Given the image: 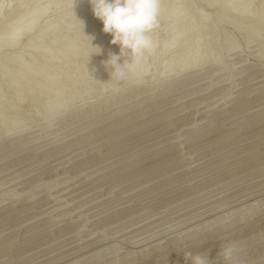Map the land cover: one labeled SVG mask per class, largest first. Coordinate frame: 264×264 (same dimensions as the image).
<instances>
[{
	"label": "rangeland",
	"instance_id": "obj_1",
	"mask_svg": "<svg viewBox=\"0 0 264 264\" xmlns=\"http://www.w3.org/2000/svg\"><path fill=\"white\" fill-rule=\"evenodd\" d=\"M1 1L0 22L5 9H11L12 14L13 12L16 13L17 10L15 0ZM206 1L161 0L160 26L154 34V39L158 44L157 48L151 54L146 55L141 63L129 71L125 79L120 81H117L109 74V70L105 67V62L110 55L119 54V47L110 44V40L105 43L106 45H102V43L99 44L102 46L98 45L100 51L102 50V53H98L99 55L95 53L89 55L87 58H82L81 54L78 53L75 57L73 56V59L71 58L69 62H66L65 55L60 54L61 50L63 52L64 46L62 44L64 40H61L62 38H59V36H62L63 31H59L62 29L58 28L56 30L55 25L56 27L58 26L57 23L59 21L57 20H60L59 24H62L61 22L64 23L65 21L63 20H66L71 15L69 13H72L73 10H76L77 13V11L84 9V1L82 2L81 0H74L73 8V0H68L67 4L64 5L62 3L50 5L47 7L45 14L43 12V15L35 21V24L31 26V29L25 35H19L20 41L17 45L11 48L0 49V69L6 65L4 68L8 71V74L6 72L5 76L1 75L0 77V96L2 97V104L0 106V143L2 141L3 144L9 145L8 139L13 134L15 136L16 132H21L22 135L28 133L24 135V138L31 136V140L40 139L38 142L42 141V144L35 145L39 149L35 146L31 149L36 148L37 152H39L41 148V150H46L52 147L41 154L35 155L39 160L60 152L58 156L47 159V165L50 166L47 167L46 165L44 167L45 170H49L54 169V166L59 164L58 168L60 169H56L55 172L45 176L41 180L42 185L37 186L38 188L35 187L31 191V194L38 192L35 198L29 197L31 196L30 192L24 193L17 198L13 197V193H19L24 188L40 180L26 187L19 188L18 186L15 187L16 182L12 181L14 173L17 175L16 170V172L14 169L11 171L13 174L6 172V175L0 176V243H5L0 245V250H4V252L1 251L0 255L10 253L9 258H5L0 264H28V262L46 264L60 257V255L62 256V254L77 249L79 250L69 255L70 257L47 264H189L188 260L184 258L185 252H191L192 255L207 256L210 264H224V261L217 253L227 246H231L234 250L232 264H264V220L257 222L259 217L261 219L264 217V191L261 194L258 193L250 197L246 195L248 194L246 190L264 184V179L261 181L257 179L255 183L237 189V186H241L240 184L263 175L264 167L226 181L229 177L236 176L235 174L241 171L240 167L244 168V166L252 162H256L254 163L256 165L264 163V121L261 122V120H264V108L252 112L254 116H250L248 120H246V115L235 117L228 124L224 125V129L214 132L212 130L221 128V125L204 127L205 129L198 133L194 130L193 134V129H180L179 123L172 125L170 122L169 124L162 123L154 127H147L154 124L153 122H156V120L163 119L164 117L154 120V118L161 116V114L163 115L172 111L173 108H169L165 112H158L149 115L146 119L131 122L127 127L120 129L121 131L119 130L118 133L132 129L131 134H133L135 126H137L136 130L145 128L129 139L107 148L111 150L114 147L120 146L114 151L105 153L104 155L96 153L90 157H99L72 170L65 169L66 165L61 163L64 162L66 157H69L68 154L72 156L73 150L78 152L84 148L82 146L75 149L72 148L62 154L61 151L66 150L67 147L93 135H99L106 130L117 128L119 124L148 111L149 107L151 108L159 103L160 105L169 103L179 96L183 97L187 95L188 98L186 96L185 100H187L177 105L176 109L185 106L190 108L187 115H184L186 117L182 115L184 119L180 122V125L188 124L192 121L195 126L204 125L205 123L213 124L219 119L229 118L237 111L264 101L263 97L239 108L237 106H240V104L229 107L228 103L226 105L228 109L226 111L221 110L224 107V101L230 100L229 102H232L234 101L233 99L236 100V98L232 97L238 92L227 99L224 98V95L228 93L231 83L235 81L234 84H237L240 81L238 80V73L244 66L246 68L247 66H252L250 70L254 69L256 72L251 75L257 74V76L262 77L258 80L259 85L264 82V58L257 59L259 46L262 43V39L264 40V24L261 29L260 27L258 28L259 30L257 29L259 31L258 35L254 36V32L251 31V20L244 19L243 21L239 15L240 11L242 12L240 7L244 3H249V9L254 12L255 8H257L256 6L262 0H239L240 3L238 2L237 5L238 7L240 6V9L237 7V12L235 11L236 6L234 8L231 7L232 10L229 11L221 8L220 5L229 0H212L213 6H209ZM44 2V0H41L40 5L42 6ZM173 9H175V13L179 14L178 17L173 14ZM15 13L13 14L14 18H12L13 15L11 14V20L5 21L2 38H5L6 36L4 35L9 33L14 21L13 19H15ZM65 15L68 16L64 17ZM255 18L256 16H253L252 20ZM54 36L58 37V39ZM53 39L56 42L52 41ZM47 44L50 47H47ZM45 47L48 50L50 48V55L55 56H53L54 60L50 64H47L45 69L39 73L35 69H37L36 66L40 60H42L40 59L41 49ZM102 47L105 48L102 49ZM195 47L198 48L196 51ZM229 48H232V50L226 52ZM204 49H217V51H213L216 52L214 55L222 57V61L213 66L210 65L211 63L207 62ZM193 52L196 54L197 63H204L201 74L197 77H192V81L191 79H187L174 86L181 85V83L194 82V79H200L197 81L198 83H194L196 85L189 84L186 86V90L176 95L162 99L143 109L136 110V108L144 106L143 102L150 104L158 99L149 101L147 94L156 92L161 87L163 89L170 82L177 81L173 80L181 75H184L182 76L184 78L188 77V73L194 69H185V67L190 62ZM220 53L221 55H219ZM21 59H26L25 61L30 59L28 62L33 72L31 71L30 74L23 76L25 79L22 77L20 82L15 83L12 78L14 73L12 72L15 71V66H17L15 63ZM99 62L101 72L106 75L108 74L109 77L101 83H96L90 74V68L93 64ZM120 62L122 61H118V63ZM3 67L2 69H4ZM51 74L54 75V81L49 86L47 92L40 93L39 90H41L42 84L47 81V77L49 78ZM27 76L31 78H26ZM184 78L179 79L182 80ZM226 78L231 79L226 80V82L224 81ZM28 79L30 80V85L26 82ZM261 81L263 82L261 83ZM210 84H214V86L204 91L205 86L207 87ZM251 86L249 87L251 88ZM58 87L61 88L59 104H53L54 94ZM169 89L170 87L165 91ZM244 89L249 88L245 87ZM138 95L142 96L139 97ZM137 96L138 98H136ZM131 97L134 100V104L126 105V101L130 100L129 102H131ZM260 97L262 96H257V98ZM257 98H253L252 100ZM119 100L125 102L120 104ZM245 101L248 102V100ZM52 105L56 107L60 105L56 114L48 120L43 119L41 113ZM134 105L135 107L132 108ZM13 106L17 109L16 114L12 111ZM107 107L110 108L105 110ZM133 109L134 111L131 112ZM257 113L263 115L261 116ZM114 114L118 115V117L123 115L107 123L108 117ZM211 118H215L213 123ZM76 119H83L80 122L81 124L78 123L80 124L78 126H76V123L75 126L72 124L77 121ZM243 121L244 123H240ZM257 121L260 122L256 124ZM94 123H97V125H93L95 128L92 126L94 129H89L92 128L89 125ZM70 124L71 128L69 127ZM228 126H232L231 129H227L226 127ZM247 126L250 127L246 128ZM82 128H87L86 130L90 131L77 135L78 131L76 134V130L80 132L85 131ZM242 128L246 129L240 132L236 131ZM65 129L66 133L64 134ZM70 135L76 136L70 138ZM53 136L56 137L54 138ZM192 137L197 139L187 143L190 138L193 139ZM229 137L232 138L225 139ZM176 138L178 139L176 140ZM28 140L30 138L24 141L27 142ZM101 140L99 139L94 143ZM170 141L172 143H168ZM178 142L182 143L181 148L177 147L179 146ZM94 143L91 142L88 145ZM27 150L23 152H27ZM6 153L0 155V158L10 154V152ZM27 155L18 158L22 160L23 157L27 158ZM109 156H111V161H106V163L95 167V169H90L83 173V175H90V173H96V170H101L96 174L93 173L95 176L91 177L93 179L89 178L87 182L82 184L79 183L80 180H77V186L70 190V192L63 195L62 193H57V190L63 189L65 184L74 180L76 181V178H73L74 172ZM18 158L5 161L0 166V169L16 161H21ZM107 167L109 168L106 169ZM20 171L18 170V172ZM100 172L101 174H98ZM110 174L114 175L105 178V176H109ZM206 174L208 175L206 176ZM202 175L205 176L201 177ZM199 176L201 179L197 180L196 178H200ZM187 179L195 181L190 183ZM47 180L51 182L48 183ZM94 180L97 183H91ZM52 181H55L54 183L59 184V186L54 187ZM64 181L68 182L63 185ZM46 185L51 187L49 194L52 193L51 196L58 194L55 197L60 201H56V203L52 202L51 197H49L51 198L50 200L41 201L45 200L48 196L47 191H45ZM115 187L117 189L113 191L112 197L103 198L105 194H109L111 188ZM211 187L212 189H210ZM233 187L236 188L235 191H228ZM41 190L45 192H41ZM257 190L259 189L253 191ZM196 191L201 193L198 194ZM223 191L227 193H223ZM72 193L74 195L70 196ZM140 194L145 195L134 200L133 204L135 205L127 206L129 199ZM28 197L30 200H38L40 202L38 204H35L34 201L30 202L29 199H26ZM63 198L68 202L74 201L64 208L56 210V212L53 211L50 215L53 217L50 220H48V216L37 217V219L31 220V217L33 218L42 212L45 214L54 207L63 206L64 203L61 202ZM147 198L152 199L141 205L136 204ZM24 201L26 202L23 203ZM102 205L103 207H101ZM114 206L119 208L115 209L113 213L111 212L99 219L94 217V215L111 209ZM121 206L122 208H120ZM44 207L45 209H43ZM164 207L168 208L163 214H156V210ZM26 210H30V212L25 215H19ZM72 211L73 213L70 216H62L65 212ZM155 214L156 216L165 215L163 219L161 218L162 220H159L161 225L159 224L157 227L145 229L144 231H141L143 230L142 228L148 226H144L140 230L130 231L131 228H135L134 225ZM82 215L84 216L82 217ZM91 217L93 220H87L88 218L91 219ZM75 218L77 220L75 223H69L74 221ZM85 218L87 219L82 230L80 225H82ZM56 220L59 221L57 222ZM55 225H58V227L54 228ZM29 228L32 229L27 231ZM126 228L129 229L128 233H126L128 231ZM78 229H81V231L71 234V232ZM99 229L101 231L93 235V232ZM36 233L37 235H34ZM30 235L32 237L25 239V237L27 238ZM87 235L92 236L89 238H95L89 242L82 243L84 240H87ZM194 240L205 241L202 242L203 244L191 246L190 243L194 242ZM90 242L94 243L88 247H84L91 244ZM9 244H14V246L12 245L11 249L6 250L5 248ZM51 253L54 255L50 256L49 254ZM45 255H49V257L46 258L44 257ZM15 256H18L19 259H14L13 257ZM146 258H151L154 261L145 262ZM37 259L40 260L36 261ZM65 260L67 261L63 262Z\"/></svg>",
	"mask_w": 264,
	"mask_h": 264
},
{
	"label": "bare ground",
	"instance_id": "obj_2",
	"mask_svg": "<svg viewBox=\"0 0 264 264\" xmlns=\"http://www.w3.org/2000/svg\"><path fill=\"white\" fill-rule=\"evenodd\" d=\"M1 1V0H0ZM16 1V13L15 12H13V14L15 13V19H13L14 21H13V23H12V27H10L11 29H10V31H9V33H7L6 35H4V36H6L5 38H2V33H3V31H4V29L3 28H5L4 27V24H5V21L6 20H11V16L13 15L12 14V10L11 9H5V11L2 13V20H1V22H0V49H2V48H11V47H14L15 45H17V43L20 41L19 39L20 38H18L19 37V35H25L26 33H27V31L28 30H30L31 29V26L33 25V24H35V21H37V19L40 17V16H42L43 15V12H44V14H45V11L47 10V7H49L50 5H55V4H58V3H62L63 5L64 4H67V1L68 0H44L45 2H44V4H42V6L40 5V1L41 0H15ZM43 1V0H42ZM72 1V0H71ZM75 1H77V0H75ZM79 1V0H78ZM82 2H83V5H85V8L84 9H81L80 11H77V13H76V10L74 11L73 10V12L72 13H69V14H71L70 16H68V15H65L64 17H66V16H68L67 18H66V20H63V21H65L64 23L63 22H61L62 24H59V22H60V20H57V21H59L58 23H57V27H56V25L55 24H53V25H55V29L57 30V28L58 29H62V30H59V31H63V33L61 34L62 36L60 37L59 36V38H62L61 40H64V43L62 44L63 46H64V48H63V52H62V50H61V52H60V54L62 53L63 55H65V61L67 62H69L70 60H71V58L73 59L74 57H75V55H78V53H80L81 54V57L82 58H87L89 55H91V54H95L96 53V49H94V48H92V47H99V46H102V45H106L105 43H107V41H109V40H111V36L110 35H108V34H105V33H103L102 32V23L98 20V19H96L93 15H92V12H91V6H90V4L88 3V0H81ZM2 2V1H1ZM81 2V3H82ZM207 2V4L209 5V6H213V1L212 0H207L206 1ZM238 2H239V0H229L228 2H225L224 4H222V5H220L221 6V8L223 9V10H227V11H229V10H232V8H234V6H236L235 7V11L237 12V7H238ZM260 2V1H259ZM85 3V4H84ZM240 3V2H239ZM68 5H69V3H68ZM241 5V4H240ZM249 3L248 4H246V3H244L243 5H242V7H240L241 8V10H242V12L240 11V19L242 20L243 19V21H244V19H247L248 21H250L251 23H252V27H251V31H253L254 32V36H256V35H258L257 33H259V27H260V29L262 28V25L264 24V0H262L260 3H259V5H257L256 7L257 8H255L256 10H254V12L252 11V10H250L249 9ZM66 7H67V5H66ZM65 7V8H66ZM232 7V8H231ZM238 7V8H239ZM22 8V9H21ZM239 8V9H240ZM173 14L176 16V17H178V13H175V9H173ZM12 14V15H11ZM253 16L255 17L256 16V18L254 19V20H252V18H253ZM12 18H14V15L12 16ZM246 21V20H245ZM80 22H82V25H83V27H82V25H81V23ZM248 25H250V24H248ZM99 26H100V29H99ZM258 29V30H257ZM60 34V33H59ZM58 34V35H59ZM55 35H57V34H55ZM3 36V37H4ZM54 37H56V36H54ZM105 37V38H104ZM57 39H58V37H56ZM56 38H55V40H56ZM91 38V39H90ZM261 38V37H260ZM90 39V40H89ZM54 39L52 40V41H54V42H56ZM60 40V39H59ZM59 42V41H58ZM262 42V43H261ZM260 43V46H259V53H258V58L257 59H262V58H264V40L262 39V41H261ZM51 43V42H50ZM49 43V44H50ZM100 43H102V45H99ZM49 44H47V47L49 46ZM53 44V43H52ZM51 45V44H50ZM90 45V46H89ZM99 45V46H98ZM109 46V45H108ZM47 47H45V48H43V49H41L42 51L40 52V54H41V58L40 59H42V60H40V62L38 63V65L36 66L37 67V69H35V70H37V72H42L44 69H45V67L47 66V64H50L53 60H54V57L53 56H55V55H50V53L49 52H51V51H49L50 50V48H49V50H48V48ZM50 47V46H49ZM51 47H52V45H51ZM207 47V46H206ZM62 48V47H61ZM103 48H105V47H102V49ZM196 48V47H195ZM100 49V48H99ZM198 48H196L195 49V51L197 50ZM194 50V49H193ZM216 51H217V49H215ZM215 50H210V49H204V51H205V53H206V59H207V62H210L211 64L210 65H215V64H217V63H219V62H221L222 60V57L220 58V56H215L214 54L216 53V52H213V51H215ZM232 50V48H229V49H227L226 50V52H229V51H231ZM53 52V51H52ZM99 52H101L102 53V50L101 51H99ZM80 54H79V56H80ZM218 54V53H217ZM99 55V54H98ZM103 55V54H102ZM195 52H193L192 53V55H191V58H190V62L188 63V65L185 67V69H194L193 71H191L190 73H194V74H190V73H188V77H186V78H184V77H182V76H184V75H181L180 77H177V78H175L173 81H175V80H177V81H175V82H170L168 85H166L163 89H162V87H161V89H159L158 91H156V92H152V93H149V94H147V96H149V101H153L154 99H156V98H158L157 100H154V102H151L150 104H145V102H143V104H144V106H142V108L141 107H138V108H136V110L137 109H143V108H145V107H147V106H149V105H151V104H154V103H156V102H159V101H161L162 99H165V98H168V97H171V96H173V95H176L177 93H180V92H182V91H184V90H186V86L187 85H189V84H194V83H196L197 81H199L200 79H194L193 81L194 82H190V83H181V85H178V86H174V85H176V84H179L180 82H182V81H184V80H187V79H191L192 77L194 78V77H197V76H199L200 74H201V72H202V65L204 64V63H197V61H196V57H195ZM219 55H221V53L219 54ZM30 56H31V54H30ZM58 56V55H57ZM61 56V55H60ZM74 56V57H73ZM40 57V56H39ZM220 59H219V58ZM30 58V57H29ZM57 58V57H56ZM28 59V58H27ZM31 59V58H30ZM29 59V60H30ZM39 59V58H38ZM26 59H21V60H19L17 63H15V64H17V66H15V71L14 72H12V73H14V75H13V81L15 82V83H18V81L20 82V80L22 79V77L23 76H26V75H28V74H30L31 73V71L33 72V70L31 69V65L29 64V60H27V61H25ZM35 60V59H34ZM56 60V59H55ZM64 60V59H63ZM83 60V59H82ZM209 60V61H208ZM14 61V60H13ZM102 64V63H101ZM6 66V65H5ZM4 66V67H5ZM242 66H244V65H242ZM241 66V67H242ZM3 67V66H2ZM2 67H1V69H0V77H1V75H3V76H5V73L6 74H8V71H6L7 69L6 68H4V69H2ZM35 67V68H36ZM79 67V66H78ZM252 66H247V68L244 66V68L242 69V70H240V72L238 73L239 74V79L238 80H240L237 84H234L235 83V81H234V83H231L230 84V86H229V91H228V93L227 94H225L224 95V98L225 99H227L228 97L230 98V96L231 95H233V94H235V93H237V94H235V96H231L232 98H236V100L235 99H233L234 101H232V102H229V101H224V107L221 109L222 111L223 110H227L228 108L226 107V105L229 103V107L230 106H232V105H237V104H240V106H237L238 108L239 107H243V106H245V105H248L249 103H253V101H257V100H259V99H262L264 96V82L263 81H261V83L263 84H261V85H259V79H261L262 77H260V76H257V74L256 75H251L252 73H254V72H256V70H250V68H251ZM8 68V67H7ZM34 68V67H33ZM204 68V67H203ZM209 69V68H208ZM34 70V71H35ZM235 70V69H234ZM249 70V71H248ZM238 71V70H237ZM197 74H196V73ZM198 72H200V73H198ZM25 74V75H24ZM90 74L92 75V77H93V80H94V82H96V83H101V82H103L104 80H106L108 77H109V75L107 74H104L103 72H101V66H100V62L99 63H95V64H93V66L90 68ZM191 76H190V75ZM211 75V74H210ZM2 76V77H3ZM31 76V75H30ZM30 76H27L26 78H31ZM111 76V75H110ZM179 76V75H178ZM213 76V75H212ZM24 79H25V77H23ZM179 78H184V79H182V80H180ZM24 79H23V81H24ZM179 79V80H178ZM231 78H226L224 81H228V80H230ZM29 79H28V81L26 80V82H28V84H29ZM54 81V75L53 74H51L50 76H49V78L47 77V81H45V83H43L42 85L43 86H39V88H41V90H39L40 91V93H44V92H47L48 91V88H49V86L52 84V82ZM191 81H192V79H191ZM226 81V82H227ZM22 83H24V82H22ZM32 83V82H31ZM35 83V82H34ZM41 83V82H40ZM164 83V82H163ZM198 83V82H197ZM230 83V82H229ZM26 84V83H25ZM215 84V83H214ZM214 84H210L209 86H205V90L204 91H207L209 88H211V87H213L214 86ZM30 85V84H29ZM194 85H196V84H194ZM193 85V86H194ZM216 85V84H215ZM253 87H252V86ZM255 85V86H254ZM171 86H172V88H171ZM192 86V85H191ZM249 86H251V88L249 87ZM170 87V89L169 90H167V91H165L166 89H168ZM184 87V88H183ZM245 87H248L249 89H244ZM181 88H183V89H181ZM192 88V87H191ZM179 89H181V90H179ZM174 91H176V92H174ZM170 92H173V93H171L170 94ZM60 93H61V88L60 87H58L57 88V90H56V92H55V94H54V102H53V104L54 103H58L59 104V97H60ZM224 93H226V92H224ZM123 94V93H122ZM136 94V93H135ZM134 94V95H135ZM139 94V93H138ZM194 94V93H193ZM222 94V93H221ZM143 95V94H142ZM141 95V96H142ZM196 95V94H195ZM139 96V95H138ZM138 96L136 97V98H138ZM141 96H139V97H141ZM187 96V95H186ZM186 96H179V97H176L174 100H171L169 103H166V104H162V105H160V103L158 104V105H152L153 107H149L148 109V111H146V112H144L143 114H140V115H138L137 117H133L131 120H127L126 122H124V123H122V124H119V125H121V126H117V128H112L111 130H106L105 132H102L101 134H96V135H93V136H91V137H89V138H87V139H85V140H81V141H79L78 143H76V144H73V145H71V146H69V147H67L66 148V150L64 149V151H61L62 152V154L65 152V151H67V150H69V149H72V148H77V147H80V146H82V147H84L83 149H81V150H79L78 152H76V150L74 151L73 150V154H72V156H70L69 154H68V156L69 157H66L65 159H64V162H61V163H63V165H66V167H65V169H75V168H77V167H79V166H81V165H83V164H85V163H88V162H90V161H92V160H94V159H96L97 157H99V156H94V157H90V156H93L94 154H96V153H101L100 155H104L105 153H109V152H111V151H114L115 149H117L118 147H120V146H117V147H114V148H112L111 150H109V149H107V148H109V147H112L113 145H116L117 143H120V142H123V141H125V140H127V139H129L130 137H132L133 135H135L137 132H140L141 130H143V129H145V128H141V130H136L137 128V126H135V130H134V132H133V134H131V131H132V129H127L126 131H124V132H120V133H118V131L120 130V129H123V128H125V127H127V125H129V124H131V122L133 123V122H135V121H137V120H139V119H146L149 115H152V114H155V113H158V112H165V110H167V109H169V108H173L172 109V111H170V112H167V113H165V114H161V116H158V117H156V118H154V120L155 119H159V118H162V117H164L163 119H159V121H157L156 120V122H153L154 124H151L150 126H147L148 128L149 127H154V126H156V125H159V124H162V123H167V124H169L170 122L172 123V125L173 124H178L179 123V128L180 129H193V132H192V134L196 131V133H198V132H201V130H203V129H205L204 127H207V126H215V125H221V128H217V129H215V130H212V132H214V131H217V130H219V129H224L223 127H224V125H226V124H228L231 120H233L235 117H238V116H241V115H246V120H248V118H250V116H252L253 115V113L252 112H254V111H256V110H259V109H261V108H264V101H261L260 103H258V104H256V105H254V106H251V107H246V108H244V109H242V110H240V111H237L235 114H233V116H231V117H229V118H223V119H219L217 122H215V123H213L214 121L213 120H215V118H211V120H212V123L213 124H211V123H209V124H201L200 126H195V124H193L194 122H192L191 121V123L189 122L188 124L187 123H185V124H181L180 125V122L181 121H183V117H182V115L184 116V115H187V113H188V111H190L189 109V107H187V106H185V107H181V108H177L176 109V107H177V105H179V104H182L183 103V101H186L185 100V97ZM191 96V95H190ZM239 96V97H238ZM240 96H242V97H240ZM257 96H262V97H260V98H257ZM132 97H134V96H132ZM132 97H131V99H132ZM130 98V97H129ZM129 98H128V100H129ZM187 98H188V96H187ZM238 98V99H237ZM253 98H257V99H255V100H252ZM127 100V99H126ZM147 100V101H148ZM232 100V99H231ZM245 100H248V102H246ZM2 97L0 96V106H1V104H2ZM130 101V100H129ZM129 101H126V105H130V104H132L133 102H134V100L132 99L131 100V102H129ZM123 102H125V101H120L119 100V103L121 104V103H123ZM240 102H245V103H240ZM138 103V102H137ZM125 104V103H124ZM134 104V103H133ZM123 105V104H122ZM121 105V106H122ZM59 106L60 105H58L57 107L55 106V105H52L51 107H49V108H47V109H45L42 113H41V115H42V117H43V119H46V120H48V119H50L53 115H55L56 114V111L59 109ZM137 106V105H136ZM14 108L12 109V111L15 113L16 111H17V109H16V107L15 106H13ZM131 107V106H130ZM135 107V105L132 107V108H134ZM110 107H107L105 110H108ZM129 109V108H128ZM101 110H103V109H101ZM130 110V109H129ZM128 110V111H129ZM135 110V111H136ZM112 111H114V110H112ZM134 111V109L131 111V112H133ZM105 112V111H104ZM125 112V111H124ZM196 112V111H195ZM198 112V111H197ZM93 113V112H92ZM106 113H110V112H106ZM130 113V112H129ZM16 114V113H15ZM213 114V113H212ZM211 114V115H212ZM257 114H259V113H257ZM264 114V113H263ZM263 114H259V115H263ZM101 115H104V114H101ZM123 115V114H122ZM122 115H120V116H122ZM195 115V114H194ZM100 116V115H99ZM119 116V117H120ZM254 116V115H253ZM72 117V116H71ZM86 117V116H85ZM89 117H91V116H89ZM89 117H87V118H89ZM118 117V115H116V114H114V115H112V116H110V117H108V122L107 123H109V122H111V121H113V120H115V119H117V118H119ZM184 117H186V116H184ZM194 117V116H193ZM258 117V116H257ZM53 118V117H52ZM210 118V117H209ZM83 119H85V118H83ZM83 119H80V120H77V121H75V122H73L72 124H74V126L76 125V126H78V125H80L81 123V120H83ZM112 119V120H111ZM153 119V118H152ZM186 119V118H185ZM252 119H253V117H252ZM53 120V119H52ZM151 120V119H150ZM153 120V121H154ZM246 120H244V121H246ZM202 121V120H201ZM200 121V122H201ZM209 121H210V119H209ZM244 121L243 122H240V123H244ZM262 121H264V120H261V122ZM199 122V123H200ZM204 122V121H203ZM260 121H257L256 122V124H258ZM66 123V122H65ZM76 123V124H75ZM78 123H80V124H78ZM97 125V123H94V124H92V125H89V127H92L93 125ZM256 124H253V125H256ZM71 126V124L69 125V127ZM94 127V126H93ZM89 128V129H94V128ZM176 127H178V126H176ZM231 127L232 126H228V127H226L227 129H231ZM248 127H250V126H247L246 128H248ZM67 128V127H66ZM71 128V127H70ZM76 128V127H75ZM133 128V127H132ZM173 128V127H172ZM246 128H242V129H240V130H236V131H238V132H240V131H242L243 129H246ZM51 129V128H50ZM82 129H84L85 131L84 132H80L79 130H76L75 131V133L77 134V131H78V134L77 135H82L83 133H88V131H90V130H86L85 128H82ZM138 129H139V127H138ZM174 129V128H173ZM71 130V129H70ZM195 130V131H194ZM61 131V130H60ZM64 131V130H63ZM121 131V130H120ZM171 131V130H170ZM25 132V131H24ZM118 134H117V133ZM169 132V131H168ZM172 132V131H171ZM64 134L66 133V129H65V132H63ZM68 133V132H67ZM116 133V134H115ZM130 133V134H129ZM164 133V132H163ZM209 133H211V132H209ZM26 134H28V133H26ZM26 134H21V132H16L15 133V136H14V134H13V136L12 137H10L9 139H8V141L7 142H9V145H5V144H3L2 143V141H1V143H0V155H2L3 153H6V152H10V154H8V155H6V156H3V157H1L0 158V166L2 165V164H4L5 163V161H7V160H12V159H15V158H18V157H21V156H24V155H26V154H28L26 157L27 158H25V157H23L22 158V160L20 159V158H18L19 160H21V161H16V162H14L13 164H11V165H8L7 167H4V168H1L0 169V176L2 175H6L7 173L9 174H11L12 172L11 171H13V169H14V171L16 170L17 171V175L14 173V176L12 177V181H14V182H16L15 183V187L16 186H18L19 188L20 187H26L27 185H29V184H31V183H34L35 181H37V180H40V181H38V182H36V183H34V184H32V185H30V186H28V187H26V188H24L23 190H21L19 193H13V197H15V198H17V197H19L20 195H23L24 193H29L30 192V195L31 196H29L30 198H35L36 197V195H37V193H32L31 194V191L35 188V187H37V186H39V185H42V179L45 177V176H47V175H49V174H51V173H53V172H55L56 171V169H60V168H58V165L59 164H57V166H54V169H47V170H45V168L44 167H46V165L48 164L46 161H47V159H49V158H51V157H53V156H58V154L60 153H54V155L53 154H51V156L49 155L48 157L46 156L45 158H42V159H38V158H36L35 157V155H38L39 153L41 154L42 152H44V151H47V149H51L52 147H49V148H47L46 150L44 149V150H39V152H37V149H39V148H37L35 145H37V144H42V141H39L38 142V140H40V139H32L31 140V136H29V137H27V138H24V135H26ZM73 134V133H72ZM128 134V135H127ZM166 134V133H165ZM34 135V134H33ZM61 135V134H60ZM190 135V134H189ZM189 135H187V136H189ZM204 135H206V134H204ZM74 136V135H73ZM73 136H71L70 135V138L71 137H73ZM76 136V135H75ZM74 136V137H75ZM191 136V135H190ZM54 137V136H53ZM56 137V136H55ZM54 137V138H55ZM78 137V136H77ZM178 137V136H177ZM199 137H201V136H199ZM28 138H30V140H28L27 142L26 141H24V140H27ZM154 138V137H153ZM179 138V137H178ZM178 138H176V140L178 139ZM193 139H189L188 141H187V143L188 142H191V141H193V140H195V139H197V138H194V137H192ZM232 137H229V138H225V139H231ZM99 139H102L101 141H98V142H96V143H94L95 141H97V140H99ZM56 140V139H55ZM24 141V142H23ZM54 141V140H53ZM146 141V140H145ZM94 143V144H92V145H88V143ZM177 142V141H176ZM52 143V142H51ZM54 143H55V141H54ZM168 143H172L171 141L170 142H168ZM50 144V143H49ZM56 144V143H55ZM53 145V144H52ZM51 145V146H52ZM58 145V144H57ZM86 145H88V146H86ZM178 145L179 146H177L178 148H181V146H182V143L181 142H178ZM33 146H35L36 148H34V149H31ZM38 146H41V145H38ZM176 147V148H177ZM30 148V149H29ZM4 149H6V150H4ZM26 149H28L27 150V152H23V151H25ZM79 149V148H78ZM4 150V151H3ZM106 150V151H105ZM11 151H12V153H11ZM122 151V150H121ZM124 151V150H123ZM23 152V153H22ZM75 152V153H74ZM67 153H70V152H67ZM7 154V153H6ZM61 154V155H62ZM118 154H120V153H118ZM181 154V153H180ZM14 155V156H13ZM34 155V156H33ZM60 155V156H61ZM114 155V154H113ZM112 155V156H113ZM115 155H117V154H115ZM33 156V157H32ZM67 156V155H66ZM120 156V155H119ZM12 157V158H11ZM30 157V158H29ZM35 157V158H34ZM42 157V156H41ZM63 157V156H62ZM114 157V156H113ZM40 158V157H39ZM54 158V157H53ZM61 158V157H60ZM115 158H116V156H115ZM17 159V160H18ZM39 160V161H38ZM54 160V159H53ZM52 160V161H53ZM82 160V161H81ZM112 159H111V156H109V157H107V158H104V159H101V160H99V161H96V162H94V163H92L91 165H89V166H87V167H84V168H82V169H79L77 172H74L73 173V178L75 179L76 178V181L74 180V181H72V182H70V183H68V184H65V183H67L68 181H64L63 182V189H59V190H57V193L59 192V194L60 193H62V195L63 194H66V193H68V192H70V190H72L75 186H77V183H78V181L77 180H80V184H82V183H85V182H87L88 181V179L89 178H91V177H95L94 175H93V173L91 174L90 173V175L89 174H84L83 175V173H85V172H87L88 170H90V169H95V167H98L99 165H101V164H103V163H106V161L107 162H109V161H111ZM51 161V162H52ZM55 161V160H54ZM57 161V160H56ZM63 161V160H62ZM127 161V160H126ZM50 162V163H51ZM78 162V163H77ZM60 163V164H61ZM122 163V162H121ZM254 163H256V162H252V163H250V164H247L246 166H244V168H242V167H240L241 168V171L239 172V173H236L235 175L236 176H231V177H229L228 178V180H226V181H230V180H232L233 178H238V177H240V176H242V175H244V174H249V173H251V172H254V171H256V170H259V169H261V168H263L264 167V163H262V164H254ZM259 163V162H258ZM72 165H74V166H72ZM50 166V165H49ZM48 165H47V167H49ZM72 166V167H71ZM117 166V165H116ZM53 167V166H52ZM60 167V166H59ZM61 167H64V166H61ZM115 167V166H114ZM43 168V169H42ZM109 167H107L106 169H108ZM21 169H23V170H21ZM62 169V168H61ZM105 169V168H104ZM103 169V170H104ZM185 169V168H184ZM18 170L20 171V172H18ZM189 170V169H188ZM15 171V172H16ZM43 171H45V172H43ZM98 171H101V170H98ZM97 170H96V173L98 172ZM105 171V170H104ZM7 172V173H6ZM41 172H43V173H41ZM68 173V172H67ZM96 173H94V174H96ZM115 173H118V172H115ZM114 173V174H115ZM13 174V173H12ZM98 174H101V172L100 173H98ZM114 174H110L109 176H105V178H107V177H110L111 175H114ZM83 175V176H82ZM92 175V176H91ZM208 174H206V176H207ZM81 176V177H80ZM205 175H202L201 177H204ZM55 177V176H54ZM200 177V176H199ZM201 177L200 178H196L197 180L198 179H201ZM102 178V177H101ZM51 179V178H50ZM91 179H93V178H91ZM100 179V178H99ZM103 179V178H102ZM119 179V178H118ZM257 179H258V181H261L262 179H264V174L263 175H261V176H258V177H256V178H252V179H250V180H248V181H246V182H244L243 184H240L241 186H237V189H239L240 187H243V186H245V185H250L251 183H255L256 181H257ZM260 179V180H259ZM54 180V179H53ZM65 180H67V179H65ZM72 180V179H71ZM97 180V179H96ZM101 180V179H100ZM188 180V179H187ZM49 180H47V182H48ZM91 181V180H90ZM98 181V180H97ZM174 181V180H173ZM190 183L191 182H194V181H192V179L191 180H188ZM51 182V181H50ZM50 182H48V183H50ZM53 182V184L52 185H54V187H57V185L59 186V184H57V183H54L55 181H52ZM111 182V181H110ZM8 183V182H7ZM47 183V184H48ZM91 183H97L95 180H94V182H91ZM225 183V182H224ZM18 184V185H17ZM222 184V183H221ZM221 184H219V185H221ZM61 185V184H60ZM93 185V184H92ZM183 185H186V184H183ZM2 186V185H1ZM47 186V185H46ZM181 186V185H180ZM17 187V188H18ZM177 187V186H176ZM236 187V186H235ZM38 188V187H37ZM52 188H53V186H52ZM228 188V187H227ZM67 189H68V191H67ZM115 189H117L116 187L115 188H111L110 189V191H109V194L107 193V194H105L104 196H103V198H109V197H112L113 196V191L115 190ZM208 189V188H207ZM210 189H212V187L210 188ZM235 189L236 188H231L230 190H228V189H226V190H228V191H235ZM255 189H259V190H257V191H253V190H255ZM45 190V189H44ZM43 190V191H44ZM51 190V187H46V190L45 191H47V193H48V196L46 197V199L45 200H41V201H47V200H50L51 198V200H52V202H55L56 203V201H60V200H58V198H56L55 196L56 195H58V194H56L55 196L53 195V196H51L52 195V193L51 194H49V191ZM40 191V190H39ZM42 190H41V192H43ZM44 191V192H45ZM80 191V190H79ZM206 191V190H205ZM251 191H253V192H251ZM264 191V184H261V185H259V186H256V187H254V188H250V189H248V190H246V193L248 192V194H246L247 196H253V195H255V194H261V192H263ZM196 192H198V191H196ZM222 192V191H221ZM225 191H223V193H224ZM76 193V192H75ZM165 193V192H164ZM201 192H198V194H200ZM225 193H227V192H225ZM244 193H245V191H244ZM34 194V195H33ZM40 194V193H39ZM115 194V193H114ZM11 195V194H10ZM71 195H74V193H72V194H70V196ZM145 194H140V195H137V196H135L134 198H131V199H129L128 200V202H127V206H132V205H135V204H133L134 202V200H136V199H138V198H141L142 196H144ZM197 195V194H196ZM224 195V194H223ZM229 195H230V193H229ZM4 196V195H3ZM125 196V195H124ZM29 197L28 198H26V199H29ZM49 197H51V198H49ZM188 197V196H187ZM216 197V196H215ZM219 197V196H218ZM222 197V196H221ZM220 197V198H221ZM65 198V197H64ZM62 199V203H64L63 204V206H58V207H54L53 209H51L49 212H47V213H45L44 214V212H42L41 214H39V215H36L35 217H31V220H33V219H37V217H46V216H48L49 218H48V220H50L52 217L50 216L51 215V213L53 212V211H55L56 212V210H60V208H64L66 205H69L70 203H72L71 201H66L65 199ZM185 198V197H184ZM211 198V197H210ZM210 198H208L209 200H210ZM149 199H152V198H147V199H144V200H142V201H139V202H137L136 204H139V205H141V204H144L145 202H147ZM190 199V198H189ZM30 200V199H29ZM64 200V201H63ZM212 200V199H211ZM231 200V199H230ZM31 201H34L35 202V204H38V202H40V201H38V200H30V202ZM206 201V200H205ZM26 201H24L23 203H25ZM202 202V201H201ZM200 202V203H201ZM221 202V201H220ZM59 203V202H58ZM126 203V202H125ZM205 203V202H204ZM39 204H41V203H39ZM110 204V203H109ZM15 205V204H14ZM104 206H105V204H103ZM103 205L101 206V207H103ZM106 205H108V204H106ZM124 205V204H123ZM45 206V205H44ZM127 206H124V207H127ZM150 206V205H149ZM11 207V206H10ZM13 207V206H12ZM47 207H48V204H47ZM46 207V208H47ZM100 207V208H101ZM117 206H114L113 208H111V209H108V210H105L104 212H101V213H99V214H97V215H94V217L96 218V219H99V218H102V217H105V216H107V214H109V213H113V211H115V209H118V208H116ZM123 207V208H124ZM169 207V206H168ZM168 207H164V208H160L159 210H156L155 212H156V214H163V212L168 208ZM173 207V206H172ZM50 208V207H49ZM120 208H122V206L120 207ZM150 208V207H149ZM193 208V207H192ZM42 209V208H41ZM41 209H39V210H41ZM43 209H45V207L43 208ZM97 209H98V207H97ZM147 209H148V206H147ZM260 209V208H259ZM162 210V211H161ZM188 210V209H187ZM94 211V210H93ZM96 211V210H95ZM144 211V210H143ZM142 211V212H143ZM30 212V210H26V211H23V212H21L19 215H25V214H27V213H29ZM71 213H73V211L72 212H65L64 214H62V216H64V215H69L70 216V214ZM144 213H145V211H144ZM86 214V213H85ZM156 214L155 215H152L151 217H149L148 216V218H146V219H144L142 222H139L138 224H136V225H138V226H136V225H134V227L135 228H131L130 229V231H134V230H137V229H139L140 230V228H142V227H144V226H148V227H144V228H142L143 230H141V231H144L145 229H150V228H153V227H157V225L159 226V224L161 223V222H159V220L162 218L163 219V217H165V215H160V216H156ZM239 214V213H238ZM131 215V214H130ZM250 215V214H249ZM84 215H82V217H83ZM252 216H254V215H252ZM251 216V217H252ZM79 217V216H78ZM93 217V216H92ZM91 217V219H87V218H85V220L82 222V225H80L81 227V229L83 230V226H85V223H86V219L87 220H93V218ZM128 217V216H127ZM244 217H246V216H244ZM57 218V217H56ZM248 218V217H247ZM263 219H261L260 217L258 218V220H257V222H261V221H263L264 220V217H262ZM161 219V220H162ZM245 219V218H244ZM28 220H29V218H28ZM31 220H29V221H31ZM102 220V219H101ZM246 220V219H245ZM36 221V220H35ZM57 221V220H56ZM59 221V220H58ZM57 221V222H58ZM71 221V220H70ZM77 220H76V218H75V220L74 221H71V222H69V223H75ZM119 221V220H118ZM256 221V220H255ZM27 222V221H26ZM47 222H49V221H47ZM115 222V221H114ZM253 222V221H252ZM31 223V222H30ZM45 223V222H44ZM113 223V222H112ZM116 223V222H115ZM114 223V224H115ZM251 223V222H250ZM99 224V223H98ZM256 224V223H255ZM110 225H112L111 223H110ZM150 225V226H149ZM161 225V224H160ZM22 226V225H21ZM63 226V225H62ZM71 226V225H70ZM106 226H108V225H106ZM105 226V227H106ZM198 226V225H197ZM55 227H58V225L56 226H54V228ZM132 227V226H131ZM106 228H108V227H106ZM130 228V227H129ZM32 228H29L27 231H30ZM53 229V228H52ZM67 229H70V228H67ZM81 229H78V230H74L73 232H71V234H75L76 232L78 233V232H80L81 231ZM102 229V228H101ZM101 229H99V230H96L95 232H93V235H96V233L99 231H101ZM124 229V228H123ZM126 229H128V228H126ZM126 231V230H125ZM124 231V232H125ZM22 232V231H21ZM129 232V229H128V231L126 232V233H128ZM39 233H41V232H39ZM176 233V232H175ZM69 234V233H68ZM68 234H64V235H68ZM34 235H37V233L36 234H34ZM33 235V236H34ZM70 235V234H69ZM91 235H92V233H91ZM91 235H87V237H86V239L87 240H84L82 243H85V242H89L90 240H92V239H94V238H89ZM27 236V235H26ZM125 236V235H124ZM29 237H32V235H30V236H28L27 238L25 237V239H28ZM63 237V236H62ZM61 237V238H62ZM66 237V236H65ZM92 237V236H91ZM220 237V236H219ZM151 238V237H150ZM81 239V238H80ZM164 240V239H163ZM21 241L23 242V240L21 239ZM205 240H198V241H195L194 240V242H192V243H190V245L191 246H195V245H197V244H200V243H202V242H204ZM209 241V240H208ZM96 242V241H95ZM212 242H214V241H212ZM3 243V242H2ZM0 243V245H3V244H5V243ZM81 243V244H82ZM91 243V242H90ZM94 243V242H93ZM93 243H91V244H88V245H86V246H84V247H88L89 245H92ZM81 244H78V245H81ZM203 244V243H202ZM201 244V245H202ZM12 245L14 246V244H9L5 249L7 250V249H11V247H12ZM74 245V244H73ZM83 245V244H82ZM83 247V248H84ZM196 247H198V246H196ZM79 248V247H78ZM77 250H79V249H77ZM77 250H74V251H70V252H67V253H65V254H62V256L60 255V257H57L56 259H54V260H51L50 262H47V263H52V262H55V261H60V259H63V258H67V257H70L69 255H71V254H73V253H75ZM82 250V249H81ZM258 250V249H257ZM1 251H3L4 252V250H0V253H2ZM23 251V250H22ZM61 251V250H60ZM20 252V251H19ZM26 252V251H25ZM57 252V251H56ZM55 252V253H56ZM209 253V252H208ZM16 254V253H15ZM9 255H10V253H7V254H4V255H0V263H1V261L2 260H4L5 258L7 259V258H9ZM20 255H23V254H20ZM20 255H18V256H20ZM50 256L51 255H54V254H49ZM49 255H45L44 257H49ZM56 255V254H55ZM18 256H15V257H13L14 259H19V257ZM59 256V255H58ZM209 256V255H208ZM43 257V258H44ZM56 257V256H55ZM209 259V258H208ZM38 260H40V259H37L36 261H38ZM41 260H42V258H41ZM153 259H151V258H146L144 261L145 262H149V261H152ZM62 261V260H61ZM67 260H65V261H63V262H66ZM154 261V260H153ZM239 261V260H238ZM41 262V261H40ZM62 262V263H63ZM46 263V264H47ZM15 264H18V263H15ZM27 264V263H26ZM28 264H34V263H30V262H28Z\"/></svg>",
	"mask_w": 264,
	"mask_h": 264
},
{
	"label": "clouds",
	"instance_id": "obj_3",
	"mask_svg": "<svg viewBox=\"0 0 264 264\" xmlns=\"http://www.w3.org/2000/svg\"><path fill=\"white\" fill-rule=\"evenodd\" d=\"M88 3L92 15L102 23V32L111 36L110 44L119 47V54L110 55L105 67L117 81L123 80L158 46L154 34L160 26L161 0H88ZM73 4L74 0L72 8ZM92 48L99 53V47ZM217 255L224 264H232L234 250L227 246ZM184 258L189 264H210L207 256L191 252H185Z\"/></svg>",
	"mask_w": 264,
	"mask_h": 264
}]
</instances>
